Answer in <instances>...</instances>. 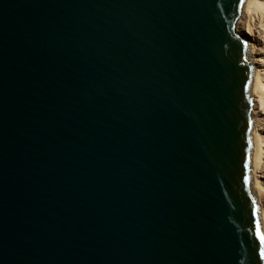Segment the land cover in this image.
I'll list each match as a JSON object with an SVG mask.
<instances>
[{
  "label": "water",
  "instance_id": "obj_1",
  "mask_svg": "<svg viewBox=\"0 0 264 264\" xmlns=\"http://www.w3.org/2000/svg\"><path fill=\"white\" fill-rule=\"evenodd\" d=\"M243 5L0 0V264H264Z\"/></svg>",
  "mask_w": 264,
  "mask_h": 264
},
{
  "label": "bare ground",
  "instance_id": "obj_2",
  "mask_svg": "<svg viewBox=\"0 0 264 264\" xmlns=\"http://www.w3.org/2000/svg\"><path fill=\"white\" fill-rule=\"evenodd\" d=\"M237 29L251 41L247 53L253 67L250 89L253 103L250 134L251 192L259 208L261 231L264 235V0H245Z\"/></svg>",
  "mask_w": 264,
  "mask_h": 264
},
{
  "label": "snow or ice",
  "instance_id": "obj_3",
  "mask_svg": "<svg viewBox=\"0 0 264 264\" xmlns=\"http://www.w3.org/2000/svg\"><path fill=\"white\" fill-rule=\"evenodd\" d=\"M244 3V0H239V5L242 6ZM237 39H240L239 37ZM242 45H244V47H247V43L243 40L240 41ZM247 84L245 85V90H247ZM247 157L245 158V168H247ZM245 179H247V175L245 174ZM253 215L255 216V211L253 212ZM255 236L256 239L260 242V245L262 247H264V235H261L259 228L257 227L255 230ZM260 259L264 260V253L260 254Z\"/></svg>",
  "mask_w": 264,
  "mask_h": 264
},
{
  "label": "rangeland",
  "instance_id": "obj_4",
  "mask_svg": "<svg viewBox=\"0 0 264 264\" xmlns=\"http://www.w3.org/2000/svg\"><path fill=\"white\" fill-rule=\"evenodd\" d=\"M251 47V46H250Z\"/></svg>",
  "mask_w": 264,
  "mask_h": 264
}]
</instances>
